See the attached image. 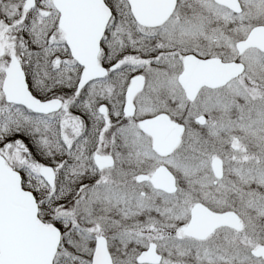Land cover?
I'll list each match as a JSON object with an SVG mask.
<instances>
[{"label": "snow or ice", "instance_id": "obj_1", "mask_svg": "<svg viewBox=\"0 0 264 264\" xmlns=\"http://www.w3.org/2000/svg\"><path fill=\"white\" fill-rule=\"evenodd\" d=\"M0 264H264V0H0Z\"/></svg>", "mask_w": 264, "mask_h": 264}]
</instances>
